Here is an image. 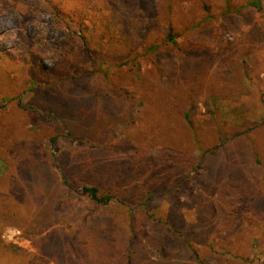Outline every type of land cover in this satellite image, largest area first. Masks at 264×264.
<instances>
[{
    "label": "rangeland",
    "instance_id": "374dc122",
    "mask_svg": "<svg viewBox=\"0 0 264 264\" xmlns=\"http://www.w3.org/2000/svg\"><path fill=\"white\" fill-rule=\"evenodd\" d=\"M250 1L0 0V264H264Z\"/></svg>",
    "mask_w": 264,
    "mask_h": 264
},
{
    "label": "trees",
    "instance_id": "16d2710c",
    "mask_svg": "<svg viewBox=\"0 0 264 264\" xmlns=\"http://www.w3.org/2000/svg\"><path fill=\"white\" fill-rule=\"evenodd\" d=\"M250 4L259 5V4H261V0H252V1H250ZM114 8H115V10H117L116 4H114ZM117 17L124 19V16H122L121 14H118ZM74 77H77V75L75 74L73 76V78ZM250 148L253 150L252 147H250ZM246 149L248 151L251 150L248 148H246ZM206 152H214V151H212L211 149H208L205 151V154H206ZM227 154H228V160H227L225 165H226V170L228 172H234L239 166L245 167V166H242V165H244V161L241 160L238 155L234 156L233 153L229 150H228ZM255 162L260 163V160L256 159ZM231 174H233V173H231ZM216 177H218V174H216ZM231 184H233V181L229 180L228 185H230V187H232ZM249 187H250V185H249ZM81 192L83 194H88L96 203H98L100 205H106L107 206L113 200H115L117 198V195L115 193H112V192L101 193L100 187L97 185H93V184H84L81 188ZM121 210H122L123 215H121L120 221H121V224L123 226H126L124 221H126V223L129 222V217L127 216L126 210L123 207ZM149 264H152V263H149Z\"/></svg>",
    "mask_w": 264,
    "mask_h": 264
},
{
    "label": "built area",
    "instance_id": "2783aa9c",
    "mask_svg": "<svg viewBox=\"0 0 264 264\" xmlns=\"http://www.w3.org/2000/svg\"><path fill=\"white\" fill-rule=\"evenodd\" d=\"M4 236L17 240V238H21V232L17 228H10Z\"/></svg>",
    "mask_w": 264,
    "mask_h": 264
}]
</instances>
